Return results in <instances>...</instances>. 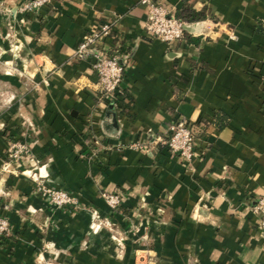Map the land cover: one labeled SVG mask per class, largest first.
<instances>
[{"label":"crops","instance_id":"obj_1","mask_svg":"<svg viewBox=\"0 0 264 264\" xmlns=\"http://www.w3.org/2000/svg\"><path fill=\"white\" fill-rule=\"evenodd\" d=\"M21 1L0 4L13 11ZM157 1L173 15L203 11L201 34L150 38L138 0H53L16 16L35 89L0 114V264H264L249 210L264 197V0ZM104 23L103 46L127 52L113 101L101 99L90 62L72 59ZM5 24L0 16V31ZM178 119L192 125L187 163L156 141ZM7 136L24 137L48 185L79 211L41 199L5 160ZM100 193L121 197L116 234L88 233V209L105 212Z\"/></svg>","mask_w":264,"mask_h":264},{"label":"built area","instance_id":"obj_2","mask_svg":"<svg viewBox=\"0 0 264 264\" xmlns=\"http://www.w3.org/2000/svg\"><path fill=\"white\" fill-rule=\"evenodd\" d=\"M53 0H22L21 3L14 8V12L25 14L35 11L38 8L51 3ZM138 4L145 8V33L152 39H156L162 43L170 44L172 42L182 41L185 36H198L203 30V22L186 24L174 17L171 11L162 6L157 0H138ZM202 24V29L198 34H189L184 32L185 25ZM110 34L108 24H101L95 31L84 34L76 48L73 50L72 59L74 61H89L90 67L96 76V87L101 95L102 100H112L120 92V84L123 79V66L119 60L127 59V52L116 41L111 47L105 48L103 41ZM164 146L166 150L174 156H177L183 162L191 160L193 151L194 135L192 125L183 120L178 119L170 123L160 140H156ZM138 148L140 145H136ZM15 148V147H12ZM20 148H15L8 157L21 159L18 156L21 153ZM23 166V163H20ZM20 165H18L19 167ZM22 170L20 174L30 177V180L36 185V191L42 192L43 199L51 197L54 205L65 207L74 204L73 196L65 190L51 191L45 189V185H39L38 178H41L38 172H30ZM100 198L104 202L107 210L112 212L119 207L121 197L117 193H101ZM6 207L1 208L4 211ZM249 210L257 217V227L264 237V197L257 198L250 206ZM96 212L93 210L90 215V221L94 220ZM93 225V224H92ZM97 228L96 225L93 226ZM8 233L7 219L0 212V237Z\"/></svg>","mask_w":264,"mask_h":264},{"label":"rangeland","instance_id":"obj_3","mask_svg":"<svg viewBox=\"0 0 264 264\" xmlns=\"http://www.w3.org/2000/svg\"><path fill=\"white\" fill-rule=\"evenodd\" d=\"M14 11V10H13ZM5 9L0 4V16L2 18V21L5 24L4 30L0 31V114H10L15 111V106L20 105L17 98L21 99V94H25V91L27 90H33L35 89V86L33 85V88L31 86L32 83L27 80V69L29 67H22V65H25L26 59L21 56L20 51L22 48V42L20 40V32L18 31V25L16 22V16L22 15L21 13H17ZM13 13V18L12 14ZM11 14V15H10ZM13 23V26H8L7 23ZM7 61H10V64L7 65ZM13 79V76L18 77L19 81L22 83L21 89L18 90L16 88V85L13 84V82H8L7 78ZM7 77V78H6ZM26 91V92H27ZM21 97V98H20ZM2 129V126L0 125V130ZM8 137V136H7ZM21 138H9L8 137V148L5 153V160H7L8 163H12L15 166H17V169L21 170H28L30 172H38L39 169V175H41V178H38L39 185H45V189H50L51 191L56 190H62L55 188L53 186L48 185V174L44 170V167L36 160L32 154L29 151L28 145L25 143V141ZM20 148L21 153L18 154V156L21 157V159H14L11 157H8V155H11L15 148ZM23 163V166L20 164ZM18 165H20L18 167ZM43 169V170H42ZM19 173V172H18ZM30 179V177L23 175ZM34 188L36 190V185L34 184ZM0 190V195H3V192ZM101 194V193H100ZM99 194V195H100ZM39 196L41 199L42 192L39 191ZM74 198V197H73ZM100 198V196H99ZM101 199V198H100ZM47 205L55 210H63L67 208H71L73 211H79L80 208L77 207V201L74 198V204L66 205L65 207H60L58 205H54V203L51 200V197L43 199ZM102 200V199H101ZM103 202V201H102ZM103 205L105 207V212H99L97 209H88V215L95 210L96 214L94 216V220L90 221V215H89V221H88V233L91 234H97L101 231H104L105 233L116 234V224L113 221V214H115L119 207L116 208V210H113L112 212H109L103 202ZM87 208V207H86ZM93 224V225H92ZM94 225L97 226L95 229H93ZM117 240H119L121 237V233L117 232Z\"/></svg>","mask_w":264,"mask_h":264},{"label":"trees","instance_id":"obj_4","mask_svg":"<svg viewBox=\"0 0 264 264\" xmlns=\"http://www.w3.org/2000/svg\"><path fill=\"white\" fill-rule=\"evenodd\" d=\"M174 17L186 24L202 22L206 18L203 11L194 12L187 7H182L175 13Z\"/></svg>","mask_w":264,"mask_h":264},{"label":"water","instance_id":"obj_5","mask_svg":"<svg viewBox=\"0 0 264 264\" xmlns=\"http://www.w3.org/2000/svg\"><path fill=\"white\" fill-rule=\"evenodd\" d=\"M202 29V24H196V25H185L183 27L184 32L189 34H198Z\"/></svg>","mask_w":264,"mask_h":264}]
</instances>
